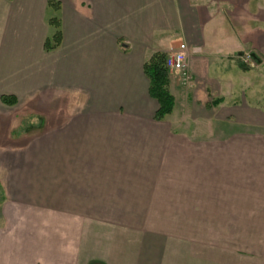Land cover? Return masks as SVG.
Instances as JSON below:
<instances>
[{"label":"crops","instance_id":"crops-1","mask_svg":"<svg viewBox=\"0 0 264 264\" xmlns=\"http://www.w3.org/2000/svg\"><path fill=\"white\" fill-rule=\"evenodd\" d=\"M56 1L61 43L46 51L48 0H0V97L16 99H0V264H199L192 243L172 260H142L111 222L121 213L115 204L154 190L176 194L183 169L171 160L186 147L170 129L196 113L192 100L215 94L222 117L264 119L256 103L224 108L243 88L264 85V0ZM180 44L192 79L183 84L169 73L174 108L156 121L143 64ZM244 53L256 56L255 70L239 68ZM231 61L238 78L227 76ZM22 107L41 110L26 129L11 116ZM59 107L67 110L54 117ZM73 107L78 112L68 114ZM217 182L210 188L224 187ZM230 191L207 203L246 201L244 191ZM248 251H209L202 264H264V255Z\"/></svg>","mask_w":264,"mask_h":264},{"label":"rangeland","instance_id":"rangeland-1","mask_svg":"<svg viewBox=\"0 0 264 264\" xmlns=\"http://www.w3.org/2000/svg\"><path fill=\"white\" fill-rule=\"evenodd\" d=\"M46 14V20L52 16L51 11ZM237 60L239 62L236 57ZM231 65L232 70L227 72V76L238 78L241 70L233 61ZM256 66L254 64L249 68L255 70ZM212 72L211 69L208 80L212 78ZM216 73L220 71L216 69ZM252 74L245 75L250 77ZM207 95L203 100H192L196 113L190 111L192 114L189 116L185 113L170 129L182 133V146L186 147L181 157L171 160L179 163L177 168L183 169L182 177L176 182L181 185L176 189V194L161 193L159 196L157 190H154L155 193L149 197L139 195L119 198L123 202L115 204L121 213L119 219L111 222L123 232V243L134 242L136 249L140 248L144 261L172 260L175 250L179 246L184 249L185 243H192V254L197 255L199 264L205 263L210 252L215 253L220 248L229 250L232 256L236 249L249 250L250 254L254 250L259 257L264 255V119L244 123L235 115L224 118L220 105L213 104L218 97L211 93ZM236 96L239 98L230 97L224 108L232 110L239 101L244 100L248 105L258 104V108L264 111V85L255 82L251 89L243 88ZM180 104L179 115L185 109V104ZM63 110L66 112L67 109L59 107L53 110L54 117ZM34 111L38 113L41 110L13 108L11 116L23 119L22 128L26 129L30 123H35L34 117L38 114ZM71 111L68 114L75 115L78 112L74 107ZM213 169L218 170V175H215ZM217 179V183L224 187L211 189V183ZM189 185H192L191 189ZM236 185H240V189ZM222 190H231L230 195L234 190L244 191L246 201L207 203L209 196ZM164 199L182 202H159ZM86 206L87 210L91 208L89 204Z\"/></svg>","mask_w":264,"mask_h":264},{"label":"trees","instance_id":"trees-1","mask_svg":"<svg viewBox=\"0 0 264 264\" xmlns=\"http://www.w3.org/2000/svg\"><path fill=\"white\" fill-rule=\"evenodd\" d=\"M47 8L52 12V16L47 18V24L51 28L50 34L46 37L43 48L46 51L53 50L61 43V23H60V4L56 0H48ZM166 55L164 53H153L143 64V71L149 80V95L156 100L158 107L154 113V119L161 121L174 108V98L168 90L169 70L165 66ZM239 68L249 70V67L243 66L240 63ZM1 101L5 104H14L16 99L12 95H1ZM1 190V188H0ZM2 198V192L0 194Z\"/></svg>","mask_w":264,"mask_h":264},{"label":"built area","instance_id":"built-area-1","mask_svg":"<svg viewBox=\"0 0 264 264\" xmlns=\"http://www.w3.org/2000/svg\"><path fill=\"white\" fill-rule=\"evenodd\" d=\"M186 47L184 44H180L176 49L171 50L165 58V66L170 73L178 74L181 83L187 84L191 81L192 76L188 70L186 63ZM239 62L246 67L253 66L254 60L249 53H244L239 56Z\"/></svg>","mask_w":264,"mask_h":264},{"label":"water","instance_id":"water-1","mask_svg":"<svg viewBox=\"0 0 264 264\" xmlns=\"http://www.w3.org/2000/svg\"><path fill=\"white\" fill-rule=\"evenodd\" d=\"M240 55H242V54H240ZM250 56H251L253 59H255V57H256L253 53H250Z\"/></svg>","mask_w":264,"mask_h":264}]
</instances>
